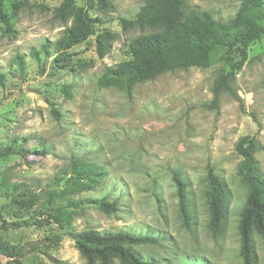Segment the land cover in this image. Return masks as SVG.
I'll list each match as a JSON object with an SVG mask.
<instances>
[{
	"label": "rangeland",
	"instance_id": "obj_1",
	"mask_svg": "<svg viewBox=\"0 0 264 264\" xmlns=\"http://www.w3.org/2000/svg\"><path fill=\"white\" fill-rule=\"evenodd\" d=\"M61 1L4 3L13 31L0 22V73L5 76L0 86V186L17 184L32 204L16 209L0 199V213L6 222L36 223L13 229L4 227L0 218V239L21 244L59 231L58 222L38 210L45 194L64 188L70 163L79 160L102 165L106 175L97 187L71 197L104 196L117 201V210L105 214L86 205L72 217L75 229L154 235L158 244L135 246L153 264H244L238 220L247 185L238 173L241 157L236 145L244 136L254 139V156L264 176V35L248 45L247 58L235 73L239 100L222 93L216 107L206 106L214 78L239 59V45L223 48L209 67L174 69L137 83L127 96L117 87L98 86L96 79L104 66L129 58L130 40L157 30L124 28L121 22L133 19L146 0H107V7L98 0H74L90 17L101 20L98 28L113 34L110 50L99 58L91 36L54 65L56 56L49 52L43 66L30 51L56 40L69 25L54 17ZM240 1L184 0L183 9L206 10L214 19L227 21ZM16 56L23 57L22 70L14 62ZM62 84L71 85L69 97ZM51 106L58 108V119L50 113ZM22 137L29 138L30 151L19 149ZM208 167L230 191L226 227L219 236L208 229ZM174 173L187 184L193 217L189 229L180 216ZM253 240V264H264V242L258 234ZM23 261L86 264L68 239L47 253L30 252ZM9 262L0 254V264Z\"/></svg>",
	"mask_w": 264,
	"mask_h": 264
},
{
	"label": "trees",
	"instance_id": "obj_2",
	"mask_svg": "<svg viewBox=\"0 0 264 264\" xmlns=\"http://www.w3.org/2000/svg\"><path fill=\"white\" fill-rule=\"evenodd\" d=\"M5 1L0 0V22L5 30L11 32L13 27L4 9ZM98 2L104 7L108 5L107 0ZM183 4L184 0H146L133 19L122 18L124 28L137 25L157 30L130 40L127 45L129 58L104 66L96 79L97 85L117 87L130 96L137 83L153 80L158 75L174 69L209 67L223 48L239 45V59L214 78L211 85L212 98L206 106L216 107L222 93H228L239 100L233 81L236 71L247 58L248 45L264 35V0H241L234 16L227 21L214 19L206 10H192L186 13ZM54 17L63 23L69 22V25L64 28L59 38L54 41L46 40L38 49L30 51L35 61H43L42 65L45 66L48 53L53 52L56 56L52 58L54 65L55 61L67 56L69 49L85 42L91 36H95V48L99 58H104L109 52L114 40L113 34L105 28H98L101 20L90 17L82 6L75 5L74 0H62L54 9ZM14 62L22 70L23 57L16 56ZM4 83L5 76L0 73V86ZM60 87L69 97L71 85L62 84ZM50 113L56 119L60 117L57 107L51 106ZM28 141L29 138L22 137L19 149L30 151L27 148ZM38 146L43 145L39 142ZM236 151L241 157L238 173L247 185L245 202L238 220L240 255L244 264H253V235L258 234L264 242V176L257 167L252 137H242L236 145ZM70 168L71 176L64 188L56 194H45L38 210L39 215L46 214L54 218L58 222L59 231L21 244L0 239V254L8 257L10 264H26L23 261L26 254L47 253L68 239L74 243L86 264H116V261L122 264H153L151 260L143 257L135 246L158 244V238L154 235L75 229L72 217L84 206L92 205L105 214H111L117 210V201H110L104 196L73 199L71 195L97 187L104 179L106 171L100 164L79 160H73ZM172 179L183 225L189 229L193 217L188 206L187 184L177 173L173 174ZM206 180L208 229L213 236H219L226 227L230 191L226 182L210 167L207 169ZM18 187L17 184L6 188L0 186V199L9 200L16 209L30 207L32 199L27 196V192L17 190ZM0 218L4 227L13 229L36 223L25 220L6 222L1 213Z\"/></svg>",
	"mask_w": 264,
	"mask_h": 264
}]
</instances>
